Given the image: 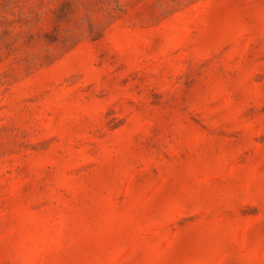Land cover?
<instances>
[{"label": "rangeland", "instance_id": "374dc122", "mask_svg": "<svg viewBox=\"0 0 264 264\" xmlns=\"http://www.w3.org/2000/svg\"><path fill=\"white\" fill-rule=\"evenodd\" d=\"M0 264H264V0H0Z\"/></svg>", "mask_w": 264, "mask_h": 264}]
</instances>
